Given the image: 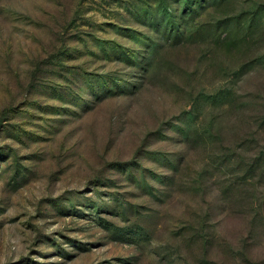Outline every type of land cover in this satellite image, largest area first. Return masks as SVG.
Segmentation results:
<instances>
[{
  "label": "rangeland",
  "instance_id": "374dc122",
  "mask_svg": "<svg viewBox=\"0 0 264 264\" xmlns=\"http://www.w3.org/2000/svg\"><path fill=\"white\" fill-rule=\"evenodd\" d=\"M0 264H264V0H0Z\"/></svg>",
  "mask_w": 264,
  "mask_h": 264
}]
</instances>
